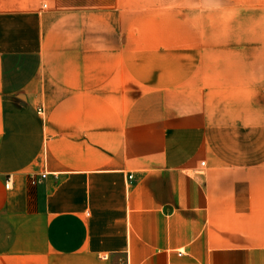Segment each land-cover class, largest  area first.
<instances>
[{"label": "crops", "instance_id": "1", "mask_svg": "<svg viewBox=\"0 0 264 264\" xmlns=\"http://www.w3.org/2000/svg\"><path fill=\"white\" fill-rule=\"evenodd\" d=\"M0 264H264V0H0Z\"/></svg>", "mask_w": 264, "mask_h": 264}, {"label": "built area", "instance_id": "2", "mask_svg": "<svg viewBox=\"0 0 264 264\" xmlns=\"http://www.w3.org/2000/svg\"><path fill=\"white\" fill-rule=\"evenodd\" d=\"M39 112L41 111L40 109L38 110ZM204 162H201V164H203ZM47 173H42L40 174V176L37 178V177H32L30 179V184L31 185H35L39 180L43 179L45 176H46ZM10 184H11V176L10 175H7L6 179H5V187L6 188H9L10 187Z\"/></svg>", "mask_w": 264, "mask_h": 264}]
</instances>
